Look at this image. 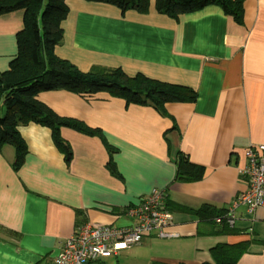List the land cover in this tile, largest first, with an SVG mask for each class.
<instances>
[{"label":"crops","instance_id":"1","mask_svg":"<svg viewBox=\"0 0 264 264\" xmlns=\"http://www.w3.org/2000/svg\"><path fill=\"white\" fill-rule=\"evenodd\" d=\"M62 39L54 53L81 71L118 67L192 89L194 101L169 102L165 114L99 92L64 89L36 98L90 132L61 126L54 142L47 125L18 126L23 161L0 145V264H53L63 241L88 222L135 224L129 207L153 188L172 216L140 243L98 264L213 263L210 248L248 241L236 264H264V206L239 205L232 228L214 217L245 189L239 174L250 146L264 144V0H243L242 22L217 5L170 17L148 0L146 12L64 0ZM24 8L0 13V72L17 54ZM203 169L179 179L180 156Z\"/></svg>","mask_w":264,"mask_h":264},{"label":"trees","instance_id":"2","mask_svg":"<svg viewBox=\"0 0 264 264\" xmlns=\"http://www.w3.org/2000/svg\"><path fill=\"white\" fill-rule=\"evenodd\" d=\"M88 1L109 3L122 11L146 12L148 9V0ZM242 4L243 0H155L158 12L175 19L205 6L217 5L238 23L242 22ZM18 8H24V28L17 35V54L10 61L9 69L0 72V106L5 109L0 115V145L14 146L15 163L23 161L25 153L19 125L30 122L47 125L52 130L54 142L67 157L66 147L57 139L59 128L67 126L90 132L83 123L57 115L36 98L39 92L64 89L82 96L104 92L127 103L152 106L161 114H165L166 103L195 100V92L186 86L151 79L140 73L128 76L118 67L93 65L81 71L69 60L58 57L54 46L62 39L59 23L68 11L64 0H0V13ZM202 173L200 166L180 156L177 178L197 179ZM247 243L216 244L210 248L212 264H236L246 252Z\"/></svg>","mask_w":264,"mask_h":264},{"label":"built area","instance_id":"3","mask_svg":"<svg viewBox=\"0 0 264 264\" xmlns=\"http://www.w3.org/2000/svg\"><path fill=\"white\" fill-rule=\"evenodd\" d=\"M246 164L239 169L245 181V189L231 202L230 206L214 218L216 223H225L232 228L236 220L235 210L243 205L251 213L264 206V144L250 146ZM164 191L153 188L139 203L128 208L127 212L136 217L135 224L118 228L115 225H92L88 222L79 225L76 231L65 239L53 264H97L99 260L115 255L119 250L130 248L141 241L142 235L152 229L161 237L172 233L163 227L172 216L163 207Z\"/></svg>","mask_w":264,"mask_h":264},{"label":"rangeland","instance_id":"4","mask_svg":"<svg viewBox=\"0 0 264 264\" xmlns=\"http://www.w3.org/2000/svg\"><path fill=\"white\" fill-rule=\"evenodd\" d=\"M4 111H5L4 106L1 105V106H0V115H2V114L4 113Z\"/></svg>","mask_w":264,"mask_h":264},{"label":"clouds","instance_id":"5","mask_svg":"<svg viewBox=\"0 0 264 264\" xmlns=\"http://www.w3.org/2000/svg\"><path fill=\"white\" fill-rule=\"evenodd\" d=\"M221 215V214H220ZM218 216V215H217ZM215 218V217H214ZM140 243V242H139ZM126 249H128V248H126ZM122 250H124V249H122ZM120 251V250H119ZM116 255V254H115ZM112 256H114V255H112ZM109 257H111V256H109ZM106 258H108V257H106ZM105 259V258H104ZM104 259H102V260H104ZM98 264V263H97Z\"/></svg>","mask_w":264,"mask_h":264}]
</instances>
